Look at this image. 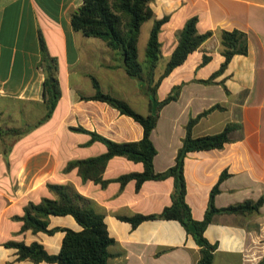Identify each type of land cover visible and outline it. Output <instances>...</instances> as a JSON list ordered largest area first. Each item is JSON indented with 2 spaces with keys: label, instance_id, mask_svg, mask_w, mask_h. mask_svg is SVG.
Listing matches in <instances>:
<instances>
[{
  "label": "crops",
  "instance_id": "crops-1",
  "mask_svg": "<svg viewBox=\"0 0 264 264\" xmlns=\"http://www.w3.org/2000/svg\"><path fill=\"white\" fill-rule=\"evenodd\" d=\"M82 3L0 0V129L21 132L0 137V264H33L20 261L18 250L6 246L9 242L39 243L50 255H57L65 237L63 230H82L72 216H51L49 229H59L53 235L21 232L20 218L29 203L56 199L48 184L69 186L105 216L109 235L115 240L108 264H198L200 247L180 222L156 219L133 227L121 219L162 213L172 204L174 178L147 181L138 191L135 181L123 187L117 182L119 177L144 169L125 157L108 163L104 179L111 182L106 188L83 181L77 169L65 171L69 162L107 152L102 142H91V134L73 128L116 143L143 138V128L133 118L106 103L84 99L96 94L93 78L103 93L125 101L137 113L147 116L155 112L143 82L127 74L121 53L101 39L73 29L71 15ZM151 7L155 19L170 18L160 35L166 65L190 19L197 18L200 34L214 33L157 91L156 96L168 83L164 100L174 86L185 83L179 99L160 111L152 133L157 149L155 171L164 173L175 165L190 119L219 105L224 110L202 118L193 128V136L219 134L231 123L238 127L223 149L189 153L185 160L186 202L193 219H205L211 191L224 172L229 177L215 198L217 209L264 198V0H154ZM155 19L147 22L152 28ZM222 30L245 32L249 52L236 55L214 84L206 85L201 81L219 71L225 60ZM41 40L56 60L62 93L45 121L47 74L41 65ZM204 56L211 57L206 65H202ZM164 70L157 74V67L155 81ZM263 219L264 206L260 215H215L205 231L207 240L217 245L213 264H260L264 258Z\"/></svg>",
  "mask_w": 264,
  "mask_h": 264
},
{
  "label": "trees",
  "instance_id": "trees-1",
  "mask_svg": "<svg viewBox=\"0 0 264 264\" xmlns=\"http://www.w3.org/2000/svg\"><path fill=\"white\" fill-rule=\"evenodd\" d=\"M81 7L71 15V23L76 32L86 37L101 39L114 51H119L124 60V68L127 74L143 82L145 90L155 105V112L144 116L134 111L125 101L105 94L100 89L99 83L93 78L96 94L85 100H95L108 104L117 109L121 114L133 118L143 128V138L140 141L116 143L103 138L95 133L82 128H73L75 131L89 133L92 141H99L106 145L107 152L103 155L69 162L65 171L78 170L83 181H92L106 188L111 181L104 179V173L108 163L115 157H125L135 163L143 165L142 172L123 175L117 179L123 187L130 181L136 182V190H140L147 181H160L168 178L175 180V192L172 196L171 206L164 209L158 215H136L122 217L133 227L148 220H173L180 222L187 232L193 236L200 247L201 259L198 264H213L217 245L210 243L205 237V231L217 214L234 215H260L264 206V198L258 201H246L242 204L228 208L217 209L215 198L220 192L221 183L229 177L224 172L218 184L210 194L209 207L203 221L193 219L191 209L186 202L187 183L185 179V160L189 153L223 149L230 142L229 135L238 126L228 124L219 134L195 138L193 128L204 117L215 110H224L217 105L211 109L191 118L186 126V137L183 146L179 150L176 163L164 173H157L154 167V159L157 149L152 141V133L157 127L160 111L171 102L177 101L185 83L174 86L167 98L158 101L157 91L164 79L170 76L177 68L185 64L189 57L198 51L214 33L200 34L197 30V18L190 19L178 36V44L171 54L161 77L155 81V71L162 57V42L160 35L169 17L155 19L151 4L154 0H82ZM155 19L146 48L145 64L139 61V40L143 25ZM220 42L224 62L219 71L208 80H202L206 85L214 84L217 77L222 75L229 63L236 55H247L249 52L248 35L240 30L220 31ZM42 60L47 78L44 84V97L47 105V115L43 121L52 116L61 98V89L56 78V60L51 58L43 40H41ZM211 61L210 56H204L202 65ZM42 121V122H43ZM41 123V122H40ZM20 130L6 128L0 129V137L5 135H19ZM49 190L56 199L45 198L40 203H29L24 209V215L20 218L23 222L21 232L32 231L37 234L43 232L53 235L59 229H49L51 216H72L82 227L81 231L64 229L65 237L59 254L50 255L43 245L33 243L26 245L23 242H9L7 247L18 250L20 261L29 260L33 264L42 262L54 264H108L111 258L109 248L115 240L109 235L105 216L98 213L90 200L75 192L66 185L48 184ZM260 264H264V258Z\"/></svg>",
  "mask_w": 264,
  "mask_h": 264
},
{
  "label": "rangeland",
  "instance_id": "rangeland-1",
  "mask_svg": "<svg viewBox=\"0 0 264 264\" xmlns=\"http://www.w3.org/2000/svg\"><path fill=\"white\" fill-rule=\"evenodd\" d=\"M152 29V23H147L142 31V37H141V40H140V61L142 62V64L144 65L145 64V59H146V56H145V49H146V46H147V42H148V39H149V35H150V31ZM168 60V57L167 56H164L161 58L159 64H158V71H157V74L161 73L164 68H165V65H166V61ZM170 87L168 85V83H165L163 85V87L161 88L160 92L158 93V95L156 96L157 100H162L163 97L168 93L166 92L167 90H169ZM261 214V213H260ZM264 220V219H263Z\"/></svg>",
  "mask_w": 264,
  "mask_h": 264
}]
</instances>
